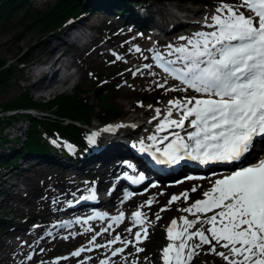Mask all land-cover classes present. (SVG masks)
I'll use <instances>...</instances> for the list:
<instances>
[{"label":"snow or ice","instance_id":"obj_1","mask_svg":"<svg viewBox=\"0 0 264 264\" xmlns=\"http://www.w3.org/2000/svg\"><path fill=\"white\" fill-rule=\"evenodd\" d=\"M205 27L212 30L179 38L186 43L172 49L170 54L175 55V59L165 61L159 54L153 57L165 73L184 86L166 91L187 92L190 89L197 94L168 100L163 115L160 108L154 110L152 120L159 118L155 132L177 129L169 133L172 139L162 150L156 148V153L162 156L158 163L176 164L187 158L201 165L231 164L235 170L215 179L203 192V199L180 209L192 214L194 219L181 216L179 230H176L177 220L172 219L166 229L169 243L161 250V259L163 264H190L198 250L208 245L207 251L220 257L225 264H264V158L247 166L241 163L252 152L257 139L264 141V0H238L235 4L219 0L215 10L205 17ZM132 50L141 51L139 47ZM116 59L123 57L117 55ZM143 67L151 68L152 65ZM139 72L138 68L132 75ZM155 86L164 88L159 82ZM148 107L151 109L152 105ZM173 113L178 119L172 118ZM179 130H184L183 135ZM147 139L156 141L157 136L149 135ZM168 139L169 136L163 137L165 141ZM140 144L143 145V141ZM139 150L147 152L149 149L141 147ZM128 167L132 165L128 164ZM191 191H197L196 187ZM181 196L187 200L188 192ZM181 196L173 195L168 205ZM85 199H95L94 193L81 197V200ZM146 203L151 205L152 200ZM165 210L166 207L161 208L160 212ZM142 215L139 210L131 214L134 224L142 226L141 231L135 232L137 243L142 239L141 232L145 239L148 235L146 217L142 220ZM93 218L89 216L87 220ZM123 218L124 213H120L111 220L119 224ZM156 219H160L159 212ZM77 222H80L79 218ZM198 223L200 227L191 230ZM106 231L96 232L89 245L105 247L95 241ZM127 231L131 233L132 228ZM117 241L124 247L133 243L121 240L117 234L107 241V246L110 248ZM218 246L223 251H218ZM86 250L91 248L82 246L71 256L79 257ZM123 251L124 248L117 247L111 254L116 256ZM135 251L144 250L137 246ZM99 264H107V261L101 259Z\"/></svg>","mask_w":264,"mask_h":264},{"label":"rangeland","instance_id":"obj_2","mask_svg":"<svg viewBox=\"0 0 264 264\" xmlns=\"http://www.w3.org/2000/svg\"><path fill=\"white\" fill-rule=\"evenodd\" d=\"M52 1L53 0H20L13 4L12 9L7 12L5 17H0V59L4 60V63L2 65L11 62L12 64H17L18 65L17 67H20L21 66L19 65L21 60L20 55L22 54L24 55L23 58L28 57V59L37 60L40 63L43 62L48 63V61L52 59V57L49 59L48 58L45 59L46 57H48V55L47 56L44 55L46 54L44 51V47L38 46V48L36 47L34 48L33 44L42 42L43 39L48 38L50 35L53 34L52 33L53 30L50 29L47 31L40 30L39 23L35 22L32 16V13L35 9L37 8L43 9L46 7L47 4H51ZM225 2L229 4H235L238 3V0H225ZM27 3L30 4L29 7L30 11H28L22 17V14L24 12L25 7L27 6ZM218 3L219 0H164L163 3V6H165L164 8L162 9L157 8L158 4L156 3L157 7L154 6V9L160 10L162 14L161 18L164 19L163 15L166 14L167 10L169 11L170 8L178 12H183L182 10H177V9L196 8V7L197 8L208 7L211 9L214 6L217 7ZM1 5L2 2H0V6ZM98 16H100V14H98ZM20 17H22L23 20L20 21L19 20ZM102 19H103L104 28H106V30H104L103 33H99V30H95L93 32L94 35L96 36L95 44L97 41L101 40L100 42H102L103 39L106 40L105 46L110 49H113L116 52L115 54L123 57V59L116 61L111 57L107 61L98 63L99 59L96 58L89 57L84 60L77 58L73 59V53L70 54L69 52L68 54H65L62 52L64 56L61 55L60 57L61 61H65V59L66 60L70 59L69 60L70 62H74L73 65H75V70L76 68L80 67L79 70L81 71V75L79 74L77 75L73 72L75 76L71 77L73 79L72 82L71 80L65 81V83L63 82L64 83L63 87L61 84L57 83V86L53 87L48 94L41 95V97H47V96L50 97L52 94H57V93H71L74 91L75 86L78 85L82 90L81 94L88 95L89 102L96 105V108L92 113V118L88 121V123L92 125L94 123L102 122V118H101L102 112L100 111L98 106L100 104L99 101L101 100V97L98 93L92 91L93 90L92 87L96 85L98 79L101 77H108L111 76L112 74L115 75L120 74V79L118 80L115 79L112 82V85H106V84L102 85V87L106 89L103 90L105 94L104 99H106L108 103H112V105L117 106V108L120 110L122 114L121 116L115 117L113 119L119 118L122 120H126L128 119V117L131 116L132 113L137 114V112L138 113L142 112L149 105H152V107H154L155 105L161 104L170 96H177L179 94L182 96L187 95L185 92L183 94V92L181 91H172V92L166 91L167 88L165 85L164 88L156 87L155 86L156 83L157 82L162 83L163 80L159 78L157 79V76L150 69H144L141 72H139V74L133 76L131 73V69L133 67H135L136 65H142V63H144L145 61H150L151 59V54L150 51L148 50L147 44L145 43V41L142 42L143 37H139L137 38V41L127 42L126 46H122L121 43H125L124 41L130 38V35L126 36V33L122 36L118 35L114 42L108 43L107 40L109 39V37L117 35L116 33H119V30L123 25L116 24V20L119 19H116L115 17L111 19L113 20V23L111 22V20H107L106 16H102L100 18L96 17V21L98 20L101 21ZM108 24H110V26H108ZM126 27L127 26H123V30H125ZM108 28L112 30L110 31L108 30ZM123 30H121L120 32H122ZM133 47H139V48L143 47V49H141L142 52L141 51L139 52V56L138 54L135 55L129 52V50L132 49ZM70 51H74V50L70 49ZM98 56H103V55L99 54L96 57ZM2 65H0V67H2ZM12 70L13 72L7 74V78H6L7 83L5 85L0 84V114L1 111L4 110L5 108L3 107V104L6 101H8L12 95L16 94L21 89L28 87V83L31 80V76L29 75H31L34 72L30 69H21V68L20 69L12 68ZM45 74L42 78H45ZM57 78H61V74H58ZM48 82L50 83V81ZM123 82H125V84L123 86L118 87L117 89L120 88L122 90L123 89L130 90L132 88H135L138 90L134 93L133 95L134 98L132 99L130 104L124 103L120 99L119 95L114 92V86H117L118 83H123ZM43 83L44 81L42 80L41 83H39L37 85V88L35 89L28 87L29 90L31 89V92H29V96L36 98L37 97L36 90L38 91L39 89L41 90L42 93L43 88L45 86ZM46 91H48V89ZM42 110L43 112L45 111L44 109ZM37 114H42V113L39 112ZM109 120L111 119L104 121L107 122ZM13 124L19 126L20 128L23 127V121L20 120H17V122H13ZM10 131H11L10 129H6L4 131V127H3L0 130V136L2 135L10 136L9 134ZM79 131L81 133L84 130L79 129ZM50 140L47 141L49 142ZM33 169L34 168H32V170ZM32 170H29L28 172H24L25 176L22 177L23 182L15 184V189L17 192H14V196L16 197L14 198L13 196V199L17 200L19 198H22L19 199L20 202L17 203V205H14L13 202H7V201L5 202L4 200L0 199V207H1L0 211L3 212V210L7 207L6 209L8 210L9 213V214L7 213V215L5 216L6 218H11L13 215L15 216L16 214H19L16 211H19L20 214L24 212L25 213L24 217H26L27 213H31V212L43 214L45 217L55 216L58 213L59 209L57 208V205L58 202H60V200L58 199L59 196H57V192H59L60 189L64 188L63 185L64 179H61L59 177L53 178V175H51L50 173H46L42 176H39L38 174L34 175ZM10 174H11L10 172L4 173V175L2 176L3 179L5 180L9 179L8 176ZM16 175H19V172H17ZM194 184L195 182L192 181L183 184H178L174 186L172 189H169L168 192L163 194H160V187H158L154 193V195L156 196V200L154 204L148 205L146 203L149 200L148 198L142 201L144 213L148 217L147 223L150 224L149 233L147 231L148 237L147 239L140 241L139 246L138 244L134 243V245L129 250L128 258L124 259V255L119 256L117 258V264H132V262H129L128 260H136V259L139 260L138 264H163V261L161 259V250L163 249V247L167 245V243H169L166 234V229L169 223L172 221L173 218H175L178 221V230H179V227L182 225V222L179 219L181 216H185L188 219H194L193 215H190V217H188L187 215H185L186 213L180 211V209L187 207L190 201L202 196L203 194L202 192H198V195H195V193L191 191L190 188ZM199 185H200L199 188L200 190L203 189L204 191L208 190L211 186V184L209 183V178L199 181ZM26 187H29V190ZM185 191L189 193L187 200H184V198L181 196V194L184 193ZM177 194L178 196H181V198L173 202L172 205H168L169 199L173 195H177ZM165 207L167 208V210L160 212V209ZM158 212L160 213L159 220L156 219V214ZM17 217H14L13 220L14 221L22 220V217L20 218L19 215ZM127 226L126 228H128ZM7 227H9V225ZM3 228H5V225L3 226ZM191 230H195V229H191ZM42 232L40 231L39 234H37V237L42 235ZM21 233L22 232H16L17 235L12 240L13 243H15L14 241H16L17 237L20 236ZM141 236H143V232L141 233ZM7 239H9V235L4 234L3 236H1L0 244H8ZM75 240L76 239L68 238V239H63L59 243H55L53 245L50 244L40 245L38 248H35L33 250L31 256L32 260L30 263L53 264V262H55V264H98L97 258L88 259V255L86 254L80 257H73L68 260H56V256L58 254L68 250L71 247H74L76 243H78L77 240L76 241ZM78 240L80 241L81 238L80 239L78 238ZM213 243L215 242L213 241ZM137 246L143 248L144 251L137 253L135 251V247ZM208 247H209L208 245L202 246V248L198 250V254L193 256L192 260L190 261V264H215L212 261L211 257L215 258L216 255L208 252L207 251ZM41 249H43V251H41ZM217 250L221 251V248H219L218 246ZM7 251L8 250L5 249L4 246L0 247V264H13L12 262L8 263L10 258H8L9 253ZM109 264H115V263L111 262Z\"/></svg>","mask_w":264,"mask_h":264},{"label":"bare ground","instance_id":"obj_3","mask_svg":"<svg viewBox=\"0 0 264 264\" xmlns=\"http://www.w3.org/2000/svg\"><path fill=\"white\" fill-rule=\"evenodd\" d=\"M158 4V8L159 9H162L164 8L165 6H163V2L161 1H158L156 2ZM160 4V5H159ZM216 8V7H215ZM215 8L213 9H209V8H178L177 10H182L183 12H178V11H174V12H168L169 13V16H170V21L171 22H176V20H179L180 17H188V13H196L197 11L199 12H204L206 15H209L211 12H213L215 10ZM168 9V8H167ZM168 11V10H167ZM167 13V12H166ZM183 13V14H182ZM150 14L149 11H146V15ZM167 17V16H166ZM175 17V18H174ZM111 22L113 23V20H111ZM110 23V24H112ZM110 24H108V26H110ZM104 30H106V28H104ZM108 30H112V29H109ZM121 30H123V26L121 27V29L119 30V33H116L117 35L115 36H110L109 39L107 40V42H114L117 38L118 35L122 36L126 33L127 35V32L129 31H124V32H120ZM212 29H209L207 27H205V24L204 25H201L199 27L196 28V32L198 31H211ZM63 32V29H61L60 31L58 32H55L53 33L52 35H50L48 38H45L43 39L42 42H38V43H34V48H38V46H42L44 47V51L46 54L44 55H48V57H46L45 59H49L51 57H54L55 55L54 54H57L56 55V58L58 60H60V57L61 55H63V53H72V51H70V49L74 50L73 48H71L70 46H68V44H66L65 42L62 43V35L61 33ZM131 36L130 38L127 40V41H124L125 43H121L122 46H126V43L127 42H134V41H137V38L141 37L139 34H132V31H130ZM91 37V34L88 35V38ZM95 38V36L92 35L91 39L87 40L85 43L82 44V47H81V52L80 54H77V59H86V58H95L97 55H104L106 54L107 57L109 56H113V54L111 53L110 55V48L106 47V40H102V42L100 41H97L96 44H95V40H93ZM53 40V41H52ZM124 40V39H123ZM91 41H92V46H91ZM144 40L142 39V42ZM54 42V43H53ZM45 43V45H44ZM51 43V44H50ZM60 43V44H59ZM57 44V45H56ZM141 44V43H140ZM44 45V46H43ZM64 48H63V47ZM31 49V48H30ZM134 49V47L132 48ZM140 49H143L142 47H140ZM29 50V49H28ZM60 51V53H59ZM58 52V53H57ZM63 52V53H62ZM129 52L131 53H134L135 55L138 54V52L132 50ZM142 52V51H141ZM130 54V53H128ZM141 55V54H140ZM139 56V55H138ZM24 59V58H23ZM23 59L20 60V63L19 65H21L23 63ZM34 59V58H33ZM63 59V58H62ZM23 65H25L23 63ZM27 65V64H26ZM25 65V66H26ZM18 65L17 64H12V66L10 65V68H17V69H25L23 68L22 66L20 67H17ZM79 68H76V72L75 74H79L81 75V71L79 70ZM69 74V73H68ZM75 74H69L68 76H65L63 78H57L55 77V80L57 81L58 84H61L62 87H63V84L65 83V81H69L71 80V82L73 81V79L71 78L72 76H75ZM30 76V75H29ZM146 76V75H145ZM40 75L36 76L34 79H33V82H31L29 84V87L32 86L33 89H35L37 87V85L39 84V82L41 81L39 79ZM152 78V77H151ZM150 78V79H151ZM159 79L163 78L162 76H158ZM157 78V79H158ZM156 79V80H157ZM152 80V79H151ZM167 81V80H166ZM175 81V80H174ZM53 83L54 81H50V83ZM64 82V83H63ZM145 83V82H144ZM124 84L122 83H118L117 86H114V92L117 93L120 97V99L126 103V104H130L132 99L134 98L133 95L136 91H138L137 89L135 88H132L130 90H126V89H117L118 87L120 86H123ZM150 85V83H149ZM153 85V84H152ZM166 86V88H175V84H169V83H165L164 84ZM57 86V84L55 85ZM54 86V87H55ZM126 87V86H125ZM39 88V87H38ZM47 87L44 86L42 93L41 94H48L50 90L46 91ZM53 88V87H52ZM51 88V90H52ZM46 89V90H45ZM60 89V88H59ZM54 90V89H53ZM143 90V89H142ZM172 92V91H170ZM181 92H184V91H181ZM187 94V96H195L197 94H193L192 92L190 91H187L185 92ZM112 94V92H111ZM116 94V95H117ZM184 94V93H183ZM139 96V95H138ZM186 96V95H185ZM181 97H184L182 95H177V96H170L168 97L164 102H162L161 104H158V105H155L154 107H152L151 109L149 107H147L145 110H143L142 112H137V114L135 113H132L130 117H128V119L126 120H122V121H117L116 123L117 124H124L125 126L127 125H130L132 122L130 121V119H135L137 118L138 116H142L143 117V124L147 123L148 125H150L149 129L152 131V132H149L151 134H155L157 132H155V126L156 124L159 122V118L157 120H152V117L153 115L155 114L154 110L156 108H160L161 109V114L163 115L164 114V111L166 110V108L168 107L167 105V102L168 100H171V99H174V98H181ZM136 100V99H135ZM134 100V101H135ZM146 100V99H145ZM142 102V101H141ZM143 103V102H142ZM146 104V103H145ZM149 104V102H148ZM133 105V104H132ZM143 106V105H142ZM135 108V107H134ZM141 111V110H140ZM135 112V111H134ZM148 115V116H147ZM132 117V118H131ZM130 118V119H129ZM174 119H178V116L176 113H173V117ZM140 119V117H139ZM149 121H151V123H149ZM142 122V121H140ZM187 123V122H186ZM123 126V127H125ZM173 131H177V129H167L166 131H161L159 132V136L161 137L160 141H164V144L166 146L167 143H169L172 139V137L169 135L170 132H173ZM179 131H184V130H179ZM18 134V132H16ZM11 135H14L13 132L10 131ZM107 134L104 133L103 136H102V139L104 136H106ZM164 136H169V139L167 141L163 140V137ZM114 138V136H113ZM8 144L10 143V145L14 146V147H17L18 144H19V141L17 139L15 140H7L6 141ZM151 143H155L154 141H150ZM98 145H101L103 143V140H98L97 141ZM121 148V145L118 144V142L116 141V146L114 147V150L115 151H118L120 150ZM45 150V149H44ZM16 151L17 150H12V149H9V148H6L5 145L2 143H0V158L2 159H10V158H13V157H16ZM56 152V149L54 150ZM22 152V154H21ZM20 155V157H18L17 159V163H14L12 165H10L8 167V171L11 173L8 177L9 179H3V178H0V182L1 184H7L9 190L11 191L10 193H7L8 194V201L3 199L1 196H2V193H1V188L0 187V199L1 200H4V201H7V202H13L14 205H17V203H19V199H22V198H19L17 200L13 199V196H14V192H17L16 189H15V184L17 183H20V182H23L22 180V177L25 176L24 172H28L29 170H32V168H34L32 171L35 174H38L39 176H42L46 173H50L51 175H53V178L55 177H58V176H61L62 178H65V179H70V178H73L71 176V172L72 171H76L75 168L74 169H71L70 168L72 166H74L75 164H78L79 162H77L78 160H70L68 158H64L63 156L65 155H68L70 153L69 150H65L64 152L60 153L58 156H56L55 159H52L53 156L50 155V156H42V153L38 152V153H35V152H32V151H25L24 148H23V151L21 150L20 152H18ZM17 172H19V175H16ZM23 173V174H22ZM16 178V179H15ZM199 180H202V179H199ZM42 181V180H41ZM198 181V180H197ZM16 182V183H15ZM20 188V187H19ZM18 188V189H19ZM28 190H29V187H26ZM4 190H7V189H4ZM197 199H203V196H201L200 198H197ZM195 199V200H197ZM195 200H192L190 201V203L187 205L190 206ZM4 207V206H2ZM1 208V207H0ZM7 208V207H6ZM4 209L3 212L0 211V214L2 216L1 219L5 220L7 222V224L9 225V227H1L0 226V241H1V236H3L4 234H7L9 235V239L8 240V244H6L5 248L7 249H12L13 251H15L16 253H19L21 252L20 250V247L17 246L16 243H13V239L15 238V236L17 235L15 233V228H14V225L16 224V221H14V217H17L19 215V217L21 218L22 217V221L20 223H22V226L24 227L23 229V232L21 233L20 235V239H22L24 242H31V246L36 248L42 244H50V245H53L55 244L59 238H60V233H59V230H53V231H50V232H47V233H44L39 240H36V239H32V234H33V231L35 229H40L43 224L39 223L37 224V226H35V229H31L29 228V226L31 225V222H28L26 221V218L24 217L25 213H21L19 211H16L17 213L19 214H16L15 216L13 215L11 218H6L5 216L7 215L8 213V210L7 209ZM9 214V213H8ZM185 215H187L188 217H190L191 214L189 213H186ZM207 215H212V213H207ZM18 218V217H17ZM19 223V224H20ZM38 227V228H37ZM200 227L199 223L197 225H195V228H198ZM51 233V234H49ZM15 242V241H14ZM4 246V244H0V247ZM6 251V250H5ZM221 251H223V249H221ZM5 256V255H4ZM211 257V256H209ZM208 257V258H209ZM212 261L215 263V264H225V262L218 256H215V258H212ZM3 260V259H2ZM7 262V261H6ZM11 261H9L8 263H10ZM5 263V262H4Z\"/></svg>","mask_w":264,"mask_h":264},{"label":"trees","instance_id":"obj_4","mask_svg":"<svg viewBox=\"0 0 264 264\" xmlns=\"http://www.w3.org/2000/svg\"><path fill=\"white\" fill-rule=\"evenodd\" d=\"M20 0H0L2 5L0 6V17H5L7 12L12 9L14 3ZM86 0H53L51 4H47L43 9H35L32 13L35 22L39 23V29L47 31L49 29H55L56 27H63L66 18L71 15H78L81 11H88L91 8L90 5L85 4ZM106 3L109 0H105ZM115 1H111L110 4H114ZM30 4L24 9L22 14L25 15L28 11ZM102 7H98L100 10ZM118 11H122V7L117 8ZM20 17V21L23 18ZM20 59H23V54L20 55ZM4 63L3 59H0V65ZM11 63L2 65L0 67V84L5 85L7 83V74L13 72L10 68ZM102 79L99 78L96 85L92 87V91L98 93L101 97L99 101V109L102 112V121L119 117L121 114L117 106L108 103L104 99V89L99 83ZM81 88L76 85L75 89L71 93H57L47 99H35L29 96V88L25 87L12 95L8 101L3 104L4 109L19 108V107H38L45 110V113L39 117L31 116L30 124L24 130V138L22 139L21 147L25 151H32L35 153L50 151L52 147H55L48 139L55 140L56 142L62 139H74L77 140L81 133L79 126L74 121H80L81 123H88L92 118V113L96 108L95 104H92L88 100V95L81 94ZM30 116V114H28ZM16 117L15 114H3L0 116V130L2 123L9 122ZM64 118L72 120L71 122H63ZM84 129V128H82ZM18 138V137H16ZM6 138L0 137V143L4 142ZM22 150V149H21ZM16 151V156L19 155ZM14 158V157H13ZM10 159L0 158V166L7 164Z\"/></svg>","mask_w":264,"mask_h":264}]
</instances>
